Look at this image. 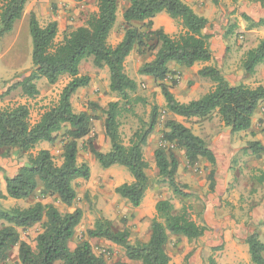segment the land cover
I'll use <instances>...</instances> for the list:
<instances>
[{
  "label": "trees",
  "instance_id": "obj_1",
  "mask_svg": "<svg viewBox=\"0 0 264 264\" xmlns=\"http://www.w3.org/2000/svg\"><path fill=\"white\" fill-rule=\"evenodd\" d=\"M28 1L0 0V35L15 29L24 16ZM75 1L80 3L84 0ZM128 1L130 6L123 14L125 34L116 46L111 45L109 39L117 22L121 0H97V11L88 16L83 26L66 31L60 42L57 41V21L41 25L34 13L29 15L33 41L32 69L27 77L8 89V94L16 91L22 99H34L40 95L38 83L41 80H46L49 85H55L65 77L70 80L58 102L46 109L36 123L30 120L28 104L18 103L0 110V149L5 150L7 157L11 155L10 151L27 155L26 163L17 174L6 177V195L0 191V199L24 201L40 192L42 199L55 198L56 202L73 207L78 198L76 182L87 181L91 177L89 165L80 163L78 159L80 141L87 139L86 150L103 169L122 166L129 171L133 181L118 186L115 192L134 208L140 207L150 185L149 163L144 149L163 115H167L168 119L160 146L154 152L160 182L167 184L179 199L194 197L188 191L189 186L178 180L180 162L176 151H181L190 167H196L202 160L210 165V191H216L218 162L214 151L204 138L173 116L187 121L210 120L218 116L232 134L249 131L256 112L264 103V85H231L218 68L207 66L198 74L213 83L211 90L198 100L181 103L171 92L176 80L167 83L169 77L176 74L170 65L176 63L192 68L197 63L213 60L212 36L204 32L208 19L197 14L182 0ZM233 1L237 3L239 0ZM211 2L218 5L219 0ZM161 13H167L183 28V32L172 37L163 29H153L152 19ZM255 26L264 27V19ZM233 34L234 27H231L224 34V39ZM135 50L153 56L151 61L140 67L138 74L154 79L162 91L165 106L153 105L148 121H141V126L126 143L121 131L122 119L134 114L137 105L147 104V99L138 94V82L128 75L125 67L126 59ZM88 59H93L96 68H108L109 88L118 98L102 109L105 136L110 142L108 152L98 150L89 138L95 117L89 112L76 113L72 103L76 93L91 84V77L80 72L82 63ZM262 64L264 39L245 53L241 66L246 75L252 77ZM61 133L62 162L58 164L50 150L36 149L44 142L55 144ZM248 151L259 155L264 151V146L252 142L245 153ZM155 208L156 217L152 220L151 234L146 242L133 243L130 229L116 230L113 222L106 218H99L94 227L88 230L87 236L122 247L126 258L134 264H174L168 253L171 237H183L192 242L201 239L210 230L203 216L205 205L198 212L196 220L192 205H184L177 210L171 199H164L159 200ZM83 216L80 208L72 213H63L54 204L42 200L28 207H0V264H6L17 248V264H55L58 261L63 264H108L104 255L94 252L89 240H80L71 250L70 242ZM37 224H41L43 231L37 235L33 248L22 238V232ZM246 243L251 263L264 264V241L259 234L250 235ZM113 264L130 263L119 260ZM208 264L217 263L210 257Z\"/></svg>",
  "mask_w": 264,
  "mask_h": 264
},
{
  "label": "rangeland",
  "instance_id": "obj_2",
  "mask_svg": "<svg viewBox=\"0 0 264 264\" xmlns=\"http://www.w3.org/2000/svg\"><path fill=\"white\" fill-rule=\"evenodd\" d=\"M61 3H54L51 6L52 12L58 17L59 24V34L57 41L60 42L63 39L64 34L71 28H77L83 26L88 18V16L97 11V0H84L81 3H75L73 0H60ZM121 1V9H124V2ZM245 1V2H244ZM201 6L208 8L210 6L214 12V15L218 16V9L220 13H223L222 20L220 22L219 28L224 31V34L228 29L234 27V34L229 38L232 44H228V60L234 63L237 69L234 72L235 76H239L240 65L242 59L247 52L253 46H256L264 37V27H256L255 24L259 20L264 19V0H239L237 3L233 0H219L218 5H215L211 0H200ZM247 3V4H245ZM247 7L246 9L244 7ZM250 20H246L247 18ZM41 25H46L50 21L47 15L42 16L38 19ZM125 34V26L122 23H118L109 39L111 45H116L120 36ZM122 39V38H121ZM250 47V48H249ZM32 50H33V41L30 34L29 28V16L26 20H21L15 26V29L11 33L5 35H0V110L12 106L14 104H23V100L20 97L19 92H12L8 94V89L15 83L23 80L27 77L32 69ZM134 55L130 58V62L126 66V71L128 75L138 82L139 91L138 94L147 99L146 105H137L135 108L134 114H129L122 119L121 131L125 142L128 143L132 134L141 126V121H148L153 105H159L160 107L165 106V100L162 95V91L158 84L152 79L151 81L141 80L139 77L138 67L142 66L145 62H148V58L151 57L150 54H142L139 51L135 50ZM146 60V61H144ZM80 72L82 75H88L91 77V84L85 89L79 90L76 95L73 97L72 103L76 113L80 112H89L95 117V120L92 124V131L89 136L93 140L96 148L102 152H108L110 150V142L105 136L104 131V114L102 109H105L110 102L117 101L118 98L116 94L110 91V75L107 68L99 69L94 66L93 59H88L84 61L81 65ZM192 72L190 75V80L186 85V89L183 92H188L194 90L193 97L198 98L202 97L209 88L206 84H201L199 78H194ZM196 76V75H195ZM69 78L65 77L60 80L55 85H46L40 88L41 95L44 97L43 106L35 104L31 106L32 116L30 117L31 122H37L38 117L42 114L43 110L46 111L49 107L56 104L60 98V95L64 87L68 84ZM169 80H175L169 77ZM244 80H246L244 78ZM247 81V80H246ZM249 86L256 87L258 84L264 83V65L260 67L258 72L249 79ZM196 84H199L197 88ZM180 83H176L173 88L178 90ZM81 91H84L81 94ZM44 111V112H45ZM168 119L167 115H163L155 129V131L150 135L148 142L151 141V147L149 148L148 144L144 149V155L146 160H149V163H152V154L160 146V140L162 137V131L166 120ZM188 127H190L193 132L201 137H203L207 142H212L213 138L220 133V125L217 116H213L209 122L206 120H181ZM63 133V132H62ZM62 133L60 134L57 142L52 145L53 156L58 164L62 162L61 155L63 149ZM86 140L80 141V150H79V162L80 163H91L94 156L86 150ZM46 143V142H44ZM5 150L0 149V163L4 165L2 169L0 168V176L3 179H6L7 176L12 175V171L16 168L20 160L24 161L27 159V155L16 154L15 151H10L8 157L5 156ZM177 157L180 162V167L178 170V180L181 184H186L189 186V192L193 194L194 197L189 199H179L176 197L170 187L160 182L158 179V170L156 168L150 167L148 169V175L150 178V185L146 192L143 205L149 211L152 212L155 210L156 203L159 200L171 199L174 203L177 210L182 209L184 205L194 206L193 215L194 219H198V212L202 211V206L205 205L206 210L203 216H207V224L215 222V219H218L222 214H229L236 216H246V213L250 211L249 202L245 208V211H239V207L235 204L239 198L240 192L228 191L224 198L220 197L218 199V192L215 191L212 193L210 191V183L208 181V173L211 169L210 165L202 160L196 167L188 166L187 160L185 158L184 152L176 151ZM245 151H242L234 160L232 161V166L234 173L240 171L244 163L250 162L251 160L248 157H244ZM152 157V158H151ZM155 159V158H154ZM96 166L92 169L93 177L90 181L79 180L76 182L78 198L76 203H84V211L87 216L85 218V227L86 231H82L78 236L77 240L80 241V238L84 235H87L89 227L95 225L96 221L99 218H112L114 228L116 230H123L125 228L130 229L131 231V241L136 243L138 241H145L150 236L151 223L147 220V224L144 223L146 220L137 218V213L130 203L122 199L115 192V189L124 184L131 183L133 178L129 171L122 166H113L108 170L103 169L98 162H95ZM89 165V164H88ZM90 167V165H89ZM244 171V170H242ZM245 171L248 170V167L245 168ZM246 179V177L244 178ZM241 181V178H240ZM2 188V180L0 179V189ZM245 194V199H250L252 197V192H247ZM38 197L42 199L40 192H37L36 195L28 200L21 201L17 204L11 202L9 199H0V207L10 208L12 206L28 207L34 203L35 199ZM199 198L200 200H198ZM219 198V199H220ZM43 200H48V203L54 204L59 210L63 213H66L68 208L63 206L61 203L56 202L55 198L48 197ZM217 202L213 207V211L207 213L208 205ZM112 204V208L110 205ZM144 209V207H143ZM140 211V210H139ZM111 213L112 217H110ZM109 215V216H108ZM156 217V216H155ZM154 217V218H155ZM153 218V219H154ZM152 219V220H153ZM249 220V219H248ZM141 221V222H139ZM200 221V219H199ZM211 225V226H212ZM215 228H212L209 233H207L203 238L197 241H188L185 243H180L182 238L171 237V242L168 245V253L172 257L174 264H186L189 259L187 255L198 250L200 247L208 248L210 245L211 248L207 250L208 254L212 256H217L219 259H222L220 254H217L221 251V248L224 245L220 244V240L217 237H213ZM28 242L31 246L35 248L36 244L32 236L28 237ZM76 243V241H75ZM214 245V246H213ZM72 247H74L72 245ZM95 252L97 255L105 254V259L108 264H113L116 261L122 259L121 252L116 250V248L104 247L94 244ZM206 248V249H207ZM14 249L10 260L6 264H17L13 262L16 260V252ZM206 251V250H205ZM101 252V253H99ZM189 252V253H188ZM188 253V254H187ZM246 251L239 253L240 264H248L244 258ZM206 253H203L204 262L207 259ZM209 258L206 261L208 264ZM55 264H63L61 261L56 262ZM250 264L251 261H250Z\"/></svg>",
  "mask_w": 264,
  "mask_h": 264
},
{
  "label": "crops",
  "instance_id": "obj_3",
  "mask_svg": "<svg viewBox=\"0 0 264 264\" xmlns=\"http://www.w3.org/2000/svg\"><path fill=\"white\" fill-rule=\"evenodd\" d=\"M121 1H123V0H121ZM182 1L185 2L187 5H189L197 14L208 19L209 23H208V26L206 27L204 32L206 34H209L212 36L210 39V45H211V50L213 52L214 58L211 62L197 63L192 68H185V67H182L176 63H172L170 65L171 70L176 72V74L171 76L170 78L175 79L176 82L180 83V87L178 90H176L174 88L171 89V92L175 95L176 99L178 101H180L181 103H188L190 101L198 100L200 98V97H198V98L193 97L194 90H190L188 92L181 93L182 91H184V89H186L185 83L187 84L189 82L190 77H191L190 74L192 72H194L196 75L195 76L192 74L193 77L199 78V80L201 81L200 82L201 84L203 83V84L208 85L209 90L207 92H209L211 90V88L213 87V83L207 78L200 77L198 74L201 69H203L207 66H213V67L218 68L221 71L222 75L226 78V80L231 85H238L240 83H244V84L249 85L248 81L251 77L246 75V73L243 70L241 65H240V71H239L240 75L239 76L234 75V72L237 69V67H235L234 63H232L228 60V55H229V52H228L229 42L228 41H229V38L224 39V31H222V30H220V32L217 31V28H219L220 22L222 20L223 13H220V11L218 9V16L216 17L214 15V12H216V10H213L210 6H208V8L202 7L200 0H182ZM57 2L61 3L60 0H29L27 5H26V8H25V12H24V16L22 18V21L26 20V18H28V16L31 13H34L38 19L42 18V16H44V15H47V17L50 19V21H57L58 22V17L51 10L52 4L57 3ZM73 2L78 3L75 0H73ZM120 4H121V2H120ZM245 4H247V3H245ZM129 6H130V3L128 0H126L124 2V9H121V6L119 5L118 12H117L116 25L118 23L123 22L124 11ZM244 8L246 9L247 7L245 6ZM152 22H153V29H163L166 34H168L172 37H176L183 32V28L175 20H173L167 13H161V14L157 15L155 18L152 19ZM113 30H112V32H113ZM123 37L124 36L122 34V36H120V40H118L116 45L123 39ZM262 39H264V37ZM230 44H232V43L230 42ZM116 45H114V46H116ZM256 46H253L251 48L249 47V48L252 49V48H255ZM132 55H134L133 52L126 59L125 67L130 62V58L132 57ZM152 59H153V56L149 57L147 61H151ZM144 61H146V60H144ZM263 65L264 64H262L258 67L257 72L260 69V67ZM139 68H140V66L138 67V69ZM139 77L141 78V80H147V81H151L153 79L152 77H149V76H140L139 75ZM244 78L247 81L244 80ZM170 82H171L170 80L167 81V83H170ZM46 85H49L46 80H41L38 83L39 89L42 86H46ZM259 85H264V83L258 84L257 86H259ZM198 86H200V85L196 84V86H194V87L197 88ZM83 92L84 91H81V94ZM23 99H24L23 104H28L30 109H31V106H34L35 104H39L40 106H43V104L41 102H43L44 97L41 95V92H40V95L34 99H32V98L31 99L23 98ZM44 111L45 110H43L41 113L43 114ZM41 115L38 117L37 121H39V119L41 118ZM31 116H32V110H31ZM173 118L178 120V121L184 120V118L179 117V116H173ZM217 118L219 120V125H220V129H219L220 131L219 132L220 133H218L213 138L212 142H208L211 149L214 151V153L217 157V162H218L217 173H216V181H217L216 191L218 192L217 201H220L221 200L220 197L224 198L225 194L228 191H231L230 189H233L232 191L240 192L239 198H238L237 202L235 203L239 207V211H243V210L245 211V208L248 205V202H249V204H251V205H249V207H251L250 211L251 210L252 211L249 213L250 215L247 214L248 213V211H247L246 216H243V217L242 216L234 217L233 215H229V214L225 215L222 212L220 217H218V219H215L216 221L213 222V225L211 222L208 223L210 230L212 228L216 229V231L213 232L214 233L213 237L215 236V237L219 238L220 244L224 245V247L221 248V251L219 253H217V254H220V256H222V259H219L217 256H212L211 254L207 253V250L209 248H211L209 245L208 248L206 247L207 249L200 247L198 250L194 251L192 254L188 252L189 254L187 253L188 254L187 257H188L189 261L187 264H206V261L210 257H213L216 260L217 264H240V260L238 259L239 253L243 252V251L247 252L246 255H244V258H245L246 262L248 264H250L251 259H250V254H249V246L246 243L248 237L254 233H257V234H259L260 239L264 241V151L261 152L259 155H254L252 153V151H248V153H245L244 157H248V158L252 159L251 164H250V162L244 163L243 166H245V167L242 168L240 171H237V173H234L232 161L240 153L242 154V151L243 150L245 151V149L248 148V145L252 142H258L262 146H264V103L260 106V108L256 112L254 119H253V124H252L251 129L249 131H246V132H239V133H233L232 134L231 130L224 126V124L220 121L218 116H217ZM194 120H198V119H194ZM198 121H200V120H198ZM206 121L209 122L210 120H206ZM33 123H36V122H33ZM52 145L53 144H49V143H41L38 146V148L36 149V151L41 150V149H45V150H50L53 154ZM148 146H149V148L151 147V141L148 142ZM152 157H151L152 163H149V160L147 162L149 163L150 167L155 168L156 164H155V159H154V153L152 154ZM26 161H27V159H25L24 161L20 160L19 163L17 161H15L17 166L14 169V171H12V175H10L8 177L15 176L17 174L18 170L20 169V167L23 166L26 163ZM95 162H97L95 160V158L94 159L92 158L91 163L88 162V164L90 165V168H91V177L87 181H90L93 177L92 169L96 166ZM3 166L4 165H2L0 163L1 169ZM247 167H248V170H250V171H245V168H247ZM105 170H108V169H105ZM242 170H244V171H242ZM208 175H209V173H208ZM208 175H207V177H208ZM245 177H246V179H244ZM240 178H241V181H240ZM0 179L2 180V188L0 189V191L4 195H6V180L3 179L2 176H0ZM248 191L252 192V196H249V197H252L250 199V201H248V199H245L246 196L244 193H247ZM9 200L11 202H15V204L23 201V200H13L10 198H9ZM41 200H42L41 198L38 199V197H37L35 199L34 203L37 201H41ZM43 202L48 203V200H43ZM216 204H218V203L215 202V204L212 203V204L208 205L207 213H210L211 211H213V213H214L213 207ZM63 206H65V205H63ZM65 207L68 208V210H67L68 213L74 212L77 208L82 209L84 212L83 220H82L81 224L76 228V235H75L74 239L70 242V248H71V250H74L77 246V243L79 242L77 240V236L82 231H86L87 227H85V223H86L85 218H86L87 214L84 211V203H75L73 205V207H67V206H65ZM110 207L112 208V204L110 205ZM143 207H144V209H143ZM135 210L139 212V213H137V218H139V219L142 218V219L146 220V222L144 221V223H146V224H147V220L149 222V218H151L150 223H152V219L156 216V208H155V210L153 209L152 212L148 213L149 211L145 208V206L143 204L140 207L136 208ZM109 215H110V217H112L111 213H109ZM147 215L150 217L148 218ZM205 219L207 222V216H205ZM109 220H112V218H110ZM139 222H141V221H139ZM89 228L92 229L93 226H91ZM210 230H209V232H210ZM42 231L43 230H42L41 224H37L34 227L26 230L25 232H22V238L28 242V237L32 236L33 240L35 241L37 235L39 233H41ZM209 232H206V234ZM150 234H151V230H150ZM149 237L144 242L148 241ZM174 238H176V237H174ZM80 240H89V242L91 243V245L93 247L94 252H95L94 244H97L99 246H104V247H111L114 249L116 248V250H118L122 254L121 255V257H122L121 261L130 263V264H134L133 262L129 261L126 258L125 251L123 250L122 247L115 245L114 243H112L110 241H107L104 239H89L87 235L82 236L80 238ZM180 240H181L180 243H185V241L188 239L182 237ZM75 241H76V243H75ZM170 242H171V239H170ZM28 243H30V242H28ZM34 243L36 244V242H34ZM72 245L74 247H72ZM16 250H17L16 251L17 252L16 253V260H14L13 262L19 263L18 248ZM104 252H105V254L103 253L102 255L106 256V251H104ZM99 253H101V252H99ZM203 253L208 254L205 262L203 260Z\"/></svg>",
  "mask_w": 264,
  "mask_h": 264
}]
</instances>
